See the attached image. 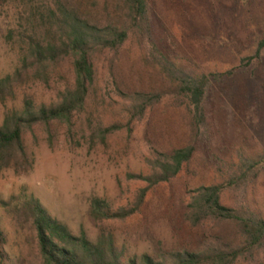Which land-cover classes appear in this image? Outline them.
<instances>
[{
    "label": "rangeland",
    "instance_id": "374dc122",
    "mask_svg": "<svg viewBox=\"0 0 264 264\" xmlns=\"http://www.w3.org/2000/svg\"><path fill=\"white\" fill-rule=\"evenodd\" d=\"M149 1L155 40L171 60L197 73L224 74L211 77L212 87L206 98L211 151L224 161L220 172L210 153L194 141L189 109L184 105L175 107V86L157 70L146 69L137 46L128 40L113 71L99 70L100 94L108 101L116 99L118 90H158L163 94L161 105L145 123L131 132L117 131L104 143L90 140L83 120L76 121L71 132L64 124H52L51 143L43 126L24 132L23 142L34 158L33 168L22 175L11 169L0 173V228L7 239L5 249L13 258L28 259L31 255L24 232L10 214L12 205L33 196L73 233L83 231L88 239L95 240L100 231L89 216L90 200L105 199L114 207L132 201L143 184L127 180L126 173H147L144 158L152 149L169 151L189 144L196 146L190 173L151 191L139 214L106 225L129 252L155 256L159 250L195 249L202 231L182 220L184 191L222 182L235 169L232 165L238 158L264 153V46L257 57L247 59L264 41V0ZM77 2L91 21L105 19L107 12L116 21L123 18L120 0ZM29 13L20 0H0V78L19 64L25 49L21 35L30 29ZM60 71L70 75L66 65ZM227 71L231 75H226ZM62 83L53 77L48 87L39 80L24 79L14 98H8L5 105L0 103V124L5 109H21L24 96L32 97L36 105L49 103ZM98 110L106 124L117 118L105 104ZM253 199L255 209L264 216V176L256 185ZM222 201L233 204L228 192ZM216 234L227 243L239 242L233 223L221 225Z\"/></svg>",
    "mask_w": 264,
    "mask_h": 264
},
{
    "label": "trees",
    "instance_id": "16d2710c",
    "mask_svg": "<svg viewBox=\"0 0 264 264\" xmlns=\"http://www.w3.org/2000/svg\"><path fill=\"white\" fill-rule=\"evenodd\" d=\"M29 9L28 33L22 34L25 46L18 66L0 78V103L14 98L17 86L26 78L50 86L53 77L60 79L54 100L34 104L24 96L19 110L5 109L0 124V173L11 169L16 175L33 168L34 158L26 150L23 134L34 126H43L51 143V125L64 124L71 132L76 121L83 120L91 141L101 143L117 131L131 132L145 123L162 103L158 90L116 91V99L104 100L98 86L101 68L109 73L128 40L137 46L140 60L148 70L175 86V107L184 105L191 114L194 141L199 142L215 160L217 171L224 161L211 151L212 129L206 113V98L211 91V77L224 76L197 73L171 60L158 46L153 29V13L149 0H120L122 19H112L105 7L106 17L91 21L79 9L77 0H20ZM264 46L260 42L257 57ZM66 65L70 75L60 68ZM231 75L230 71L225 73ZM105 104L117 115L104 123L100 105ZM196 146L189 144L169 151L152 149L144 158L147 173L128 172L127 180L143 184L132 201L114 207L105 199L92 198L89 216L99 228L97 239L90 240L83 231L73 233L33 196L12 205L14 224L24 232L30 258H13L5 249L6 235L0 228V264H264V216L255 209L253 196L259 179L264 176V153L241 156L232 173L222 182L201 185L184 191L182 220L191 228L202 231L195 249L129 252L119 244L106 223L125 221L139 214L148 194L156 187L190 173L189 166ZM220 172V171H219ZM228 192L232 205L223 203ZM5 206L11 203L2 202ZM233 223L239 242L227 243L216 234L224 224Z\"/></svg>",
    "mask_w": 264,
    "mask_h": 264
}]
</instances>
